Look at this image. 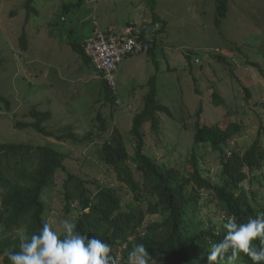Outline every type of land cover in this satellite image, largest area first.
Wrapping results in <instances>:
<instances>
[{
    "label": "rangeland",
    "instance_id": "rangeland-1",
    "mask_svg": "<svg viewBox=\"0 0 264 264\" xmlns=\"http://www.w3.org/2000/svg\"><path fill=\"white\" fill-rule=\"evenodd\" d=\"M77 1L33 0L36 13L27 16L23 8L25 0H0V97L9 103L7 109L0 102V143L52 145L65 156L70 155L66 167L71 173L103 186L118 187L120 184L111 171H104L96 152L101 140L117 129L126 140L128 153L133 154L129 136L132 119L142 110L143 97L151 88V78L155 77L157 102L171 113L170 117L157 116L160 134L157 137L164 140V149L155 145L150 126L146 124L143 128L146 145L151 148L149 154L157 162L167 158L168 166L189 165L191 141L175 138L180 136L182 126L195 124V113L200 107L201 122L220 119L223 125L236 110L235 105L247 112L245 116L237 112L238 117L231 118L240 123L241 131L223 148L225 155L232 151L242 155L259 133L260 145L264 146V134L260 130L264 124V0H228L226 16L219 25H216L214 0H83L79 7H72ZM64 6L71 7L64 11ZM153 13L166 22L164 31L151 24ZM128 24L138 29L149 24L155 42L150 53L123 58L113 72V93L119 106L108 115L102 101L96 102L98 97L102 99L97 73L84 65L70 43H80L86 32L96 27L107 32ZM23 42L26 50L22 49ZM248 62L259 64L263 71L249 66ZM244 89L251 94L247 101ZM213 92L225 102L224 107L211 105ZM223 108L230 114L224 113ZM97 110H101L106 128L100 139L99 122L95 120ZM32 111L51 113L44 127L52 138L30 128H15L19 122L32 123L34 120L29 116ZM67 129L76 142L70 138L56 139L63 133L66 135ZM167 148L176 151L172 154ZM195 154L200 157L202 176L217 183L218 154L207 145L197 146ZM132 169L135 179L141 182L138 170L134 166ZM257 174L250 175L255 176L250 180L251 186L249 179L242 183V190L248 198L255 193V205L262 206L264 179L256 180ZM58 175V188L45 201L50 209L47 222L60 235V221L76 215H67L63 210L64 176ZM121 187L124 199L133 200L130 190ZM140 193L146 197L143 190ZM204 194L199 204H210L200 207L199 215L206 226L208 221L217 225L223 215L216 207V198L209 201L208 192ZM141 206L147 207L146 199ZM71 207L76 208V203ZM155 218L159 216L147 215L145 222Z\"/></svg>",
    "mask_w": 264,
    "mask_h": 264
},
{
    "label": "trees",
    "instance_id": "trees-1",
    "mask_svg": "<svg viewBox=\"0 0 264 264\" xmlns=\"http://www.w3.org/2000/svg\"><path fill=\"white\" fill-rule=\"evenodd\" d=\"M82 1L78 0L72 7H79ZM32 2L33 0H25L23 4L27 16L36 13ZM214 2L216 25H219L221 19L226 16L228 0H214ZM70 7L64 6L63 10L68 11ZM152 10L154 11L153 8ZM151 17V24L156 26L158 31H164L166 22L161 21L162 19L155 13ZM128 26L133 25L128 24ZM152 37L149 42L143 34L140 36V39L148 44L146 53L153 50L155 42L153 33ZM85 40L82 39L80 43H70V46L84 65L97 73L101 82L102 99L98 97L96 102L102 101L104 108L109 112L108 115H112L119 106V101L113 93L114 87L107 83L103 73H99L85 55L82 47ZM22 49L26 50L24 42ZM247 64L258 71H263L257 63ZM262 76L264 78V74ZM155 83V77H152L149 82L151 88L143 97V108L132 119L129 131L132 141L130 139L129 141L133 145V154L128 153L126 140L117 129H113L106 139L101 140L100 148L96 152V157L103 164L104 171L105 169L107 172L111 171L120 184L118 187L103 186L97 181L83 180L77 174L71 173L66 167L70 155L65 156L52 145L0 143V264H11L7 252L19 251L21 237H30L33 233H37L43 222H47L46 215L50 209L47 208L45 198L52 190L58 188L56 177L59 173L64 176L61 186L65 202L63 210L67 215H76L69 220L76 224V230L80 233L111 244L113 254L121 264L128 263V252L137 243L145 245L155 264H207L206 256L212 244L223 238L224 230L221 222L212 225L211 221H208L206 226L201 219L200 207L210 204L204 202L202 205L199 204L205 192H208L206 197L209 201L212 197L216 198V207L223 217L234 215L238 222H246L248 218H255L258 214L264 213V204L255 205V193H251L248 198L242 190V183L245 180L249 179L251 186L255 176L250 175L254 172L258 173L256 180L264 179V146L260 145V133L242 155L236 151L225 155L223 149L241 131L240 123L232 121L231 118L233 115L238 117L236 114L239 112L242 113L240 115L245 116L247 112L235 105L236 110L228 117L226 125H223L220 119L215 120L216 122H201L200 116L203 111L200 107L195 113V124L182 126L180 136L175 138L177 141L185 139L191 141L190 149L188 148L192 151L189 155V165L168 166L166 162L169 159L165 158L160 163L149 154L151 148L146 145V134L143 131L144 126L148 124L152 131L151 135H155V145L163 148L164 140L159 141L157 137L159 134L157 116L162 114L170 117L171 113L166 106L157 102ZM195 90L197 93L200 92L198 88ZM244 90L247 101L251 94L248 89ZM0 102H3L7 109L9 108L5 98L0 97ZM230 104L234 106V102L230 101ZM211 105L224 107L225 102L213 92ZM223 109L224 113L230 114L225 108ZM100 111L97 110L95 117L99 122L97 133L99 139L106 131L105 120ZM29 116L34 120L32 123L19 122L15 124V128L20 130L30 128L45 138L53 137L44 127V123L51 118V113L32 111ZM67 130L66 135L63 133L56 139L63 141L70 138L76 142L77 139L72 135L71 130ZM260 130L264 134V124ZM199 145H207L210 150L218 154L220 173L217 175V183H211L202 176L203 169L199 166L200 157L195 154V148ZM174 150L166 149L170 153ZM176 154L178 157L181 156L179 152ZM201 161L203 163V159ZM132 166L138 170L141 182L135 179ZM245 169L247 172H244ZM121 186H126L130 190L133 200L124 199ZM91 188L95 190L92 191ZM142 190L146 193L145 198V195L140 193ZM145 199L147 207L143 209L141 205L145 203ZM73 203H76V208L71 207ZM147 215L159 216V219L145 222ZM254 243L259 245V241ZM237 264H253V262L242 255Z\"/></svg>",
    "mask_w": 264,
    "mask_h": 264
},
{
    "label": "clouds",
    "instance_id": "clouds-1",
    "mask_svg": "<svg viewBox=\"0 0 264 264\" xmlns=\"http://www.w3.org/2000/svg\"><path fill=\"white\" fill-rule=\"evenodd\" d=\"M220 222L223 238L212 244L207 264H237L242 255L253 264H264V213L246 222L234 215ZM60 227L62 235L45 221L37 233L22 236L19 251L7 252L11 264H120L111 244L80 233L69 219L61 220ZM127 259L128 264H155L143 243L134 244Z\"/></svg>",
    "mask_w": 264,
    "mask_h": 264
},
{
    "label": "built area",
    "instance_id": "built-area-1",
    "mask_svg": "<svg viewBox=\"0 0 264 264\" xmlns=\"http://www.w3.org/2000/svg\"><path fill=\"white\" fill-rule=\"evenodd\" d=\"M152 33L153 30L148 32L146 26L141 29L128 26L117 32H102L96 27L82 47L92 66L99 73H103L107 83L114 87L113 72L116 71L117 65L126 56L136 53L145 54L148 51V44L144 43L140 36L143 34L150 42L153 38Z\"/></svg>",
    "mask_w": 264,
    "mask_h": 264
},
{
    "label": "crops",
    "instance_id": "crops-1",
    "mask_svg": "<svg viewBox=\"0 0 264 264\" xmlns=\"http://www.w3.org/2000/svg\"><path fill=\"white\" fill-rule=\"evenodd\" d=\"M146 11H148V10H146ZM149 12H147V14H148ZM149 15V14H148ZM149 24H150V22H149ZM149 24H146V27H149L148 25ZM127 25V24H126ZM127 27V26H126ZM123 29H125V26H123V27H120V28H115V30H123ZM93 31H94V28H93V30L92 31H87L86 32V34H85V36L83 37V40L84 39H88L89 37H91L92 36V34H93Z\"/></svg>",
    "mask_w": 264,
    "mask_h": 264
},
{
    "label": "water",
    "instance_id": "water-1",
    "mask_svg": "<svg viewBox=\"0 0 264 264\" xmlns=\"http://www.w3.org/2000/svg\"><path fill=\"white\" fill-rule=\"evenodd\" d=\"M148 32H151V29L150 28H148Z\"/></svg>",
    "mask_w": 264,
    "mask_h": 264
}]
</instances>
